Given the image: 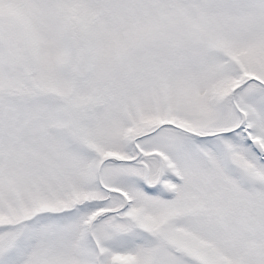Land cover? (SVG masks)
<instances>
[{
	"label": "snow or ice",
	"instance_id": "snow-or-ice-1",
	"mask_svg": "<svg viewBox=\"0 0 264 264\" xmlns=\"http://www.w3.org/2000/svg\"><path fill=\"white\" fill-rule=\"evenodd\" d=\"M0 264H264V0H0Z\"/></svg>",
	"mask_w": 264,
	"mask_h": 264
}]
</instances>
